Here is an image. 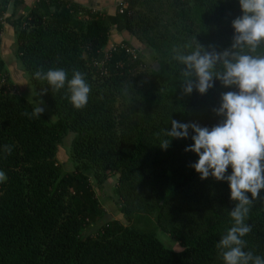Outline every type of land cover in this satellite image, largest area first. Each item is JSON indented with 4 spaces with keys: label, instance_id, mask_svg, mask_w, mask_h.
<instances>
[{
    "label": "trees",
    "instance_id": "trees-1",
    "mask_svg": "<svg viewBox=\"0 0 264 264\" xmlns=\"http://www.w3.org/2000/svg\"><path fill=\"white\" fill-rule=\"evenodd\" d=\"M154 1L124 0L127 7L119 12L117 4L111 15L73 0H34L25 15L8 20L30 85L50 106L56 121L22 115L34 108L12 91L0 54V170L7 176L0 182V264H223L215 245L232 226L229 213L236 204L230 199L228 182L211 176L201 179L190 166L199 159L196 153L181 161L177 147L150 150L144 118L134 112L117 114L114 109L123 88H132L128 76L140 64L141 54L120 48L105 57L102 49L112 27L133 30L140 25L133 21L138 8ZM172 3L160 35L147 36L163 62L151 74L162 83L163 96L170 97L176 121L211 128L223 119L213 111L222 94L237 89L214 78L205 94L195 87L186 94L180 76L183 66L172 59V49L191 44V49L183 50L190 52L199 45L210 52L232 50V21L242 15L239 0ZM5 6V1L0 2V19ZM144 15L138 13V21L151 28ZM255 54H264V46ZM40 68H63L69 79L74 69L86 74L91 86L86 107L73 108L65 98L67 87L52 93L46 82L36 80L34 72ZM69 131L74 134L71 154L76 163L64 171L55 152ZM193 134L190 128L189 137ZM6 145L11 146L10 154ZM113 172H118L120 181L144 175L158 180L151 199L156 226L172 235L181 250L163 246L152 232L102 220L95 187ZM230 173L231 167L226 175ZM209 194L216 196L212 209L207 208ZM248 196L251 199V193ZM259 196L245 221L251 232L243 239L245 251L264 257V189ZM121 212L127 214L125 209ZM185 214L202 219L197 228L184 229V221L177 219Z\"/></svg>",
    "mask_w": 264,
    "mask_h": 264
},
{
    "label": "clouds",
    "instance_id": "clouds-1",
    "mask_svg": "<svg viewBox=\"0 0 264 264\" xmlns=\"http://www.w3.org/2000/svg\"><path fill=\"white\" fill-rule=\"evenodd\" d=\"M239 4L242 15L232 21V50L210 52L199 45L185 52L183 49H191V44L172 49V59L183 66L180 76L186 94L194 87L205 94L213 87L214 78L225 87L237 89L224 92L220 106L213 109L223 117L222 121L209 128L171 120V129L166 130V135L188 138L191 128L194 143L185 151L196 153L199 159L190 166L201 179L211 176L229 184L230 199L236 201L229 213L233 223L215 245L223 264H264V257L244 250L246 241L243 239L251 232V225L245 222L250 206L264 189V54H255L264 46V0H239ZM85 76L74 69L69 79L63 68L47 71L40 68L34 72V78L46 82L52 93L67 87L65 98L76 110L86 107L91 92ZM43 112L44 108L38 104L31 113L26 111L22 115L31 119L40 117ZM169 143L166 139L160 146L167 149ZM5 150L10 154L11 146L6 145ZM229 167L231 173L226 175ZM6 180V173L0 170V182Z\"/></svg>",
    "mask_w": 264,
    "mask_h": 264
},
{
    "label": "rangeland",
    "instance_id": "rangeland-1",
    "mask_svg": "<svg viewBox=\"0 0 264 264\" xmlns=\"http://www.w3.org/2000/svg\"><path fill=\"white\" fill-rule=\"evenodd\" d=\"M2 1L6 2V6L0 19V26L2 31L3 28L8 31L5 32L2 39L6 44L10 41L9 47L2 51V56L8 71L9 82L13 85L12 91H16L28 99L33 108L39 104L40 107L44 108V112L41 114L43 119L48 123H53L56 121V115L42 96L30 85L28 72L20 62L15 44L11 43L13 40L8 41L6 38L7 33L11 35L14 32L8 20L19 15H25L33 5V1L27 0L28 6L23 3V0H0V2ZM172 2L173 0H155L150 6L139 7L138 12L134 14L133 21L135 24L140 25L134 27L133 30L123 31H118L112 27L109 31L108 42L102 50L105 57L120 48L133 50L134 54H141L140 64L128 76V87L132 88H125L127 85L123 88L115 102V112L117 114L120 112H134L144 118L146 128L150 131L149 137L152 140L150 150L154 152L158 150L166 151L160 144L169 139L168 148H179L182 153L179 154L178 158L181 161H187L195 153L192 151L186 152L185 148L193 144L194 141L190 137L170 138L166 135V130L171 129V120H175L176 112L171 105L170 97L168 95L167 97L163 96L166 92L162 83L151 74V70L153 68L154 71L159 70L160 64L163 62L160 53L155 51L147 40V36L154 38L160 35L163 26L169 20L171 5L173 7ZM138 13L146 14L143 18L151 25V28L146 29L145 25L138 21ZM143 28H145V31ZM147 119L150 122L147 123ZM73 135L72 132H67L56 148V161L62 165L64 171H70L76 163L71 154ZM153 180L144 175L141 177L135 176L131 181H120L118 172L111 173L100 187H95L99 214L104 222L115 220L123 225H132L136 229L152 232L163 246L176 251L181 250L180 243L172 235L156 226V211L151 199L152 192H154L153 185H156L158 180ZM91 182L94 181L91 179ZM206 187L204 186L203 189ZM215 188L217 189V187ZM209 200H211V203L207 208L212 209L216 196L209 194ZM122 209L126 210V215L121 212ZM177 220L179 223L184 221L185 230L197 228L199 221H202L200 217L188 214Z\"/></svg>",
    "mask_w": 264,
    "mask_h": 264
},
{
    "label": "crops",
    "instance_id": "crops-1",
    "mask_svg": "<svg viewBox=\"0 0 264 264\" xmlns=\"http://www.w3.org/2000/svg\"><path fill=\"white\" fill-rule=\"evenodd\" d=\"M24 4L26 6H28L27 4V0H23ZM34 2V0H31ZM79 4H81L82 6L88 7V8H93V9H97V10H104L106 11L108 14L113 15L116 12V8H117V3L121 0H73ZM4 24V23H3ZM5 32H8L6 30V28H3L2 33L0 34V54L2 59L4 60L3 56H2V51L5 50L6 47H9L10 45V41L9 40H13V45L15 44V33L12 32L11 35H9V33L6 34V38L8 39V44H6L4 42V40L2 39L5 35ZM5 63V61H4Z\"/></svg>",
    "mask_w": 264,
    "mask_h": 264
},
{
    "label": "built area",
    "instance_id": "built-area-1",
    "mask_svg": "<svg viewBox=\"0 0 264 264\" xmlns=\"http://www.w3.org/2000/svg\"><path fill=\"white\" fill-rule=\"evenodd\" d=\"M117 4L119 5V9H118L119 12H122V10L126 7V3L124 2V0L119 1ZM126 51L129 52L130 54L135 55L133 50L126 49Z\"/></svg>",
    "mask_w": 264,
    "mask_h": 264
},
{
    "label": "water",
    "instance_id": "water-1",
    "mask_svg": "<svg viewBox=\"0 0 264 264\" xmlns=\"http://www.w3.org/2000/svg\"><path fill=\"white\" fill-rule=\"evenodd\" d=\"M157 68V67H156Z\"/></svg>",
    "mask_w": 264,
    "mask_h": 264
}]
</instances>
